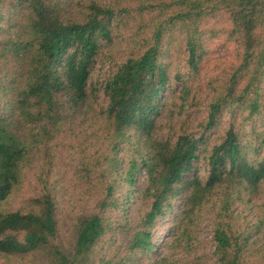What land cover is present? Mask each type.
<instances>
[{
  "label": "trees",
  "instance_id": "1",
  "mask_svg": "<svg viewBox=\"0 0 264 264\" xmlns=\"http://www.w3.org/2000/svg\"><path fill=\"white\" fill-rule=\"evenodd\" d=\"M224 37L236 62L206 81L203 101L207 43ZM99 61L108 71L92 84ZM263 151L264 0H0L3 264H264L249 244L264 214L253 228L232 211L264 192ZM37 165L40 190L13 209ZM69 188L83 206L66 219ZM213 199L205 258L195 230ZM170 211L160 247L156 223Z\"/></svg>",
  "mask_w": 264,
  "mask_h": 264
},
{
  "label": "rangeland",
  "instance_id": "2",
  "mask_svg": "<svg viewBox=\"0 0 264 264\" xmlns=\"http://www.w3.org/2000/svg\"><path fill=\"white\" fill-rule=\"evenodd\" d=\"M210 24H216L215 21L210 20L208 21ZM207 54L203 57V63L200 69L199 74V81L201 82V91L200 95L202 96V100L205 101V99L208 98V95L210 93V90L206 88V81L209 78L212 79H220L222 77L223 71L228 67L232 66L234 62H236V57L238 53V47L237 44L234 41L228 40L225 37L224 38H213L210 42L207 43ZM180 62V61H178ZM178 69L181 70L182 73L187 72V67L184 63L180 62L177 66ZM108 71V67L105 66L101 61H99L91 74V83H95L101 76H103ZM163 95H167V92H165ZM104 97L101 95V92L99 93V96L97 97L98 104H93V114H97L98 107L102 105V103L105 105ZM87 124V123H85ZM96 121L94 122L93 127H89L88 133L91 134L92 131L95 128ZM97 125L95 130L97 129ZM84 139H79V141H82ZM89 141V143L94 144L95 148L102 147L101 146V139L99 140H93V139H86ZM103 149V147L101 148ZM264 154V151H263ZM63 162H71L74 163L75 159L67 158L62 160ZM40 170V166L37 165L33 168H30L26 171L25 180L22 184V187L20 188L19 192L16 194V198L12 199L11 206L13 209L17 208H24V210L27 208V199L33 197V195L40 190V185L37 183L36 180V173ZM66 182L67 179H63L59 184L58 187L62 186V184ZM143 183V180L138 181L135 184V187L141 185ZM58 191V189H56ZM69 191V192H68ZM68 191L66 190L62 191V194L58 196L59 201V210L58 213L63 218L66 219L70 218V216L75 215L83 206V203L81 201V195L80 190L76 191L78 192L77 196L76 193L73 192V188H69ZM236 203L232 206L233 216L237 217L241 215L240 222L243 223L244 221H247L248 224L252 225L254 228L256 224H259L262 217L261 214H264V192L259 193V196L252 198L251 202L249 204H245V202H237V199L234 200ZM173 212L178 207V202H173ZM138 207V204L131 202L127 206V214L125 215V219H129L132 221L134 218L135 211ZM220 207L217 204V200L213 199L211 202H209L205 208L202 221L198 224L197 230H195V236L196 241L194 243V249L195 254L202 257H210L213 250H214V243L211 240V232L210 227L213 222V219L215 218L216 214L220 212ZM171 210V211H172ZM168 212L164 218L158 219L156 225L158 230V245L162 247L165 242L168 240V235L171 228L174 226V217L172 212ZM244 217V218H243ZM133 218V219H132ZM157 234V232H156ZM115 237V236H114ZM113 237V239H114ZM63 239H68V234L65 233L63 235ZM111 245L113 244L112 241L108 242ZM249 244H251L250 247V253L253 255L258 256H264V223L260 226V229L258 232L254 233L250 239ZM170 250H165L164 253H161L159 257L162 255H170ZM162 256V257H163ZM181 254L178 253V251L175 252L173 258L180 257ZM4 260L0 258V264H3ZM12 264H21L19 262H12ZM139 264H146L145 260H142ZM148 264V263H147ZM208 264V261H207ZM212 264V263H211Z\"/></svg>",
  "mask_w": 264,
  "mask_h": 264
}]
</instances>
